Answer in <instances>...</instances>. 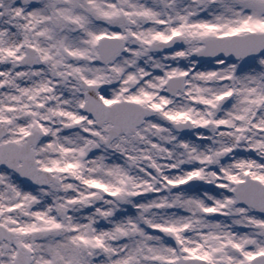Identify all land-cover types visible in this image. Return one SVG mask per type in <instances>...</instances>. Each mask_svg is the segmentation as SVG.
I'll return each mask as SVG.
<instances>
[{
    "label": "snow or ice",
    "instance_id": "obj_1",
    "mask_svg": "<svg viewBox=\"0 0 264 264\" xmlns=\"http://www.w3.org/2000/svg\"><path fill=\"white\" fill-rule=\"evenodd\" d=\"M0 264H264V0H0Z\"/></svg>",
    "mask_w": 264,
    "mask_h": 264
}]
</instances>
